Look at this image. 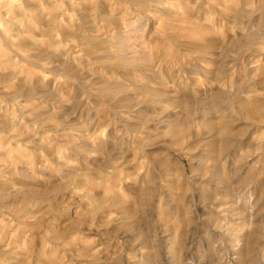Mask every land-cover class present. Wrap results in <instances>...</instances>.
I'll return each instance as SVG.
<instances>
[{"label": "clouds", "instance_id": "9594fccd", "mask_svg": "<svg viewBox=\"0 0 264 264\" xmlns=\"http://www.w3.org/2000/svg\"><path fill=\"white\" fill-rule=\"evenodd\" d=\"M0 264H264V0H0Z\"/></svg>", "mask_w": 264, "mask_h": 264}]
</instances>
